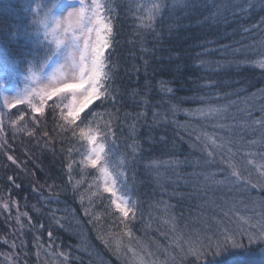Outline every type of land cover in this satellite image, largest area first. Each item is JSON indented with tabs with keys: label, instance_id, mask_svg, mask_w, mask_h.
Segmentation results:
<instances>
[{
	"label": "trees",
	"instance_id": "16d2710c",
	"mask_svg": "<svg viewBox=\"0 0 264 264\" xmlns=\"http://www.w3.org/2000/svg\"><path fill=\"white\" fill-rule=\"evenodd\" d=\"M242 2L110 0L116 103L106 105L92 127L102 130L110 121L113 135L105 139L101 131L105 153L92 168L86 163L90 146L63 119L71 95L48 100L42 114H33L39 123L31 122L26 104L6 111L11 148H0V205L10 197L28 215L17 222L15 206L11 214L0 208V253H17L20 264H191L194 257L176 247L177 239L187 250L188 239L215 240L225 227H245L241 217L259 219L264 191L247 179L235 180L229 168L230 162L247 169L256 182L258 173L246 160L264 151V129L252 123L264 116V69L251 63L264 53V5L248 0L247 11L230 6ZM37 3L56 5L53 14L61 0H0V64L16 63L28 51L22 32L31 29ZM154 5L163 7L151 28L141 27V17ZM48 42L41 31L31 45L41 63ZM24 75L6 86L24 85ZM32 103L40 104V98L33 96ZM209 107L221 111H197ZM21 108L25 118L16 128L23 130L13 138L9 115ZM102 166L112 176L124 173L117 188L135 204V219L122 222L111 193L104 191ZM212 259L209 253L198 264Z\"/></svg>",
	"mask_w": 264,
	"mask_h": 264
},
{
	"label": "snow or ice",
	"instance_id": "6c2138e0",
	"mask_svg": "<svg viewBox=\"0 0 264 264\" xmlns=\"http://www.w3.org/2000/svg\"><path fill=\"white\" fill-rule=\"evenodd\" d=\"M261 5H264V0H260ZM233 8H239L241 11H247L252 7L248 0H243L241 4L230 5ZM56 5H47L37 3L32 9L31 29L25 27L22 36L25 39L27 52H21L20 58L16 63H11L5 60L0 64V89L6 88L8 83H11L18 73L25 72V79H31L37 84V87L25 89L23 93L17 92L16 95H3L0 97V148L10 150L11 145L7 143V135L4 130V116L6 111L16 109L19 104H26L31 108L28 115L31 117V122L39 123L40 120L34 113H43V105L53 96L70 92L72 101L67 105V115L63 116L67 125L70 127L73 136L77 132L79 138L87 141L90 146V155L87 157L86 163L92 168H96L102 156L105 153V145L103 142L98 143V136L103 131L105 139L113 135L110 127V121L105 122L103 129H93L92 125L97 122L101 112H106V105H114L116 103V90L113 87L115 79L114 65L111 63L115 34L113 26V10L110 7V0L102 2V0H90V3H85V0H79V7L72 8L67 11V18L55 17L52 12ZM163 5H154L148 9L146 19L141 17V27L151 28L152 22L156 19L157 13ZM27 10V9H26ZM43 32V37L51 40L44 45L47 51L43 52L41 63L40 55H34L31 45L36 42V39ZM54 45V47H53ZM27 57H32L35 63L27 60ZM60 61L51 75L45 73V69L51 63ZM251 63L264 69V53H261L259 59L251 61ZM27 64L26 68H21L20 65ZM71 67L78 72V77L69 82L63 79V69ZM39 70V75L34 69ZM50 81V83H48ZM170 91V89H168ZM38 96L40 104H33L32 97ZM262 107L261 112L264 113V93H261ZM95 104V107H90ZM58 104L53 105V112ZM90 109V110H88ZM87 110V111H86ZM25 109L21 108L18 112H12L9 115V122L13 138L17 131L23 130V125L20 129L16 125L25 118ZM201 115L218 114L219 108H202L197 110ZM86 112V114H84ZM83 114V115H82ZM15 117V119H13ZM80 123L77 124V120ZM253 124H260L264 129V116L258 121H253ZM74 125V127H72ZM27 134L32 136L33 130H27ZM48 133L45 132L44 135ZM199 139V138H198ZM213 145H216V140L208 137ZM230 143V142H229ZM252 143H255L253 141ZM264 144V141L261 142ZM113 146L114 141H113ZM111 151V149H109ZM231 148H229V152ZM259 159H256L251 153L246 160L247 165L258 173L256 182L250 178L251 172L247 169L240 170L235 164L229 162L231 176L235 180L240 181L247 179V183L252 187H261L264 191V151L257 154ZM208 156L212 157L213 152L209 151ZM7 159L16 163L12 155H8ZM73 161L69 159L67 164L68 176L72 175ZM100 174L104 177V191L111 193V204L115 206L117 212L122 214V222L135 219V204H130V197L121 193L117 188V181L122 182L124 173L117 176H112L107 167L102 166ZM9 180L14 183V178L9 177ZM111 184V187L108 185ZM18 188L19 185H16ZM15 206L16 220L19 222L21 216H27L26 211H21L19 201H12L9 197L8 202L0 205L5 212L11 214L12 207ZM133 215L130 217L129 212ZM87 214V210L85 211ZM29 221L31 217H28ZM245 227L223 228L219 236L212 240L210 238L188 239L186 241L188 247L185 250L179 241L176 240V247L180 248L185 256L191 255L194 259L191 264H198L204 260L209 253L213 259L208 264H264V211L255 223L251 218L241 217ZM43 227V225H40ZM127 227V225H125ZM48 236L52 233L49 231ZM245 238L247 243H245ZM8 244V241H4ZM258 246V256L255 255L257 249L253 246ZM12 248L17 247L13 241L10 245ZM23 245H21L22 247ZM26 255V253H25ZM59 256H64V253H58ZM149 256L152 253H148ZM3 260L0 264H20L18 254L13 252L0 253ZM67 257L65 256V260ZM26 264V262H25ZM140 264H154L153 261H145L141 259Z\"/></svg>",
	"mask_w": 264,
	"mask_h": 264
},
{
	"label": "rangeland",
	"instance_id": "374dc122",
	"mask_svg": "<svg viewBox=\"0 0 264 264\" xmlns=\"http://www.w3.org/2000/svg\"><path fill=\"white\" fill-rule=\"evenodd\" d=\"M85 3H90V0H85ZM76 7H79V0H61V4H60L59 8L52 15L55 17H63L64 19H66L67 18V11L71 10L72 8H76ZM50 40H51V37L48 38V41H50ZM58 63H60L59 60L55 61L54 63H51L49 65V67L47 69H45V73L47 75H51L52 71L56 68ZM37 75H39V73H37ZM70 76H72V80L67 79ZM77 77H78V72H76L71 67H67V68L63 69V77H62L63 79H67L69 82H73ZM23 80H24L25 84L22 86H18V85L6 86V88L0 89L1 90L0 91L1 97L3 95L14 96L17 94V92L23 93L25 89H31V88L37 87V84L34 83L31 79L26 80L25 75L23 76ZM48 83H50V81ZM66 95L70 96L71 94H70V92H65V93L59 94L57 96H53L52 98L61 97V96L64 97ZM71 101H72V96H71V100L69 101V104L71 103ZM67 111H68V109H67ZM90 154L91 153H89V155ZM108 186L111 187V184H109ZM103 187H105L104 177H103Z\"/></svg>",
	"mask_w": 264,
	"mask_h": 264
},
{
	"label": "bare ground",
	"instance_id": "6f19581e",
	"mask_svg": "<svg viewBox=\"0 0 264 264\" xmlns=\"http://www.w3.org/2000/svg\"><path fill=\"white\" fill-rule=\"evenodd\" d=\"M73 74H74V73H73ZM67 79H68V80H72V76L68 77Z\"/></svg>",
	"mask_w": 264,
	"mask_h": 264
}]
</instances>
